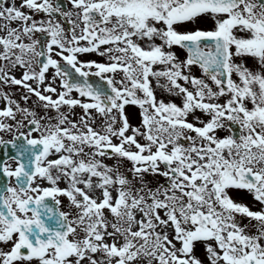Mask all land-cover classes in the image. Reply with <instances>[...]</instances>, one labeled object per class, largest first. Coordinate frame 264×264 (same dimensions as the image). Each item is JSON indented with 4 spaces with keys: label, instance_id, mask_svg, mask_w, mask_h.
Returning a JSON list of instances; mask_svg holds the SVG:
<instances>
[{
    "label": "snow or ice",
    "instance_id": "1",
    "mask_svg": "<svg viewBox=\"0 0 264 264\" xmlns=\"http://www.w3.org/2000/svg\"><path fill=\"white\" fill-rule=\"evenodd\" d=\"M0 102V264H264V0H0Z\"/></svg>",
    "mask_w": 264,
    "mask_h": 264
},
{
    "label": "rangeland",
    "instance_id": "2",
    "mask_svg": "<svg viewBox=\"0 0 264 264\" xmlns=\"http://www.w3.org/2000/svg\"><path fill=\"white\" fill-rule=\"evenodd\" d=\"M248 64H249V67H252V68H256L257 67V65L255 64V62L254 61H252V60H249V62H248ZM197 71H198V73H200V71L197 69ZM51 72V71H50ZM49 72V76H51V73ZM196 75L197 76H200L199 74H197L196 73ZM59 83V81H57V84ZM158 96L160 97V98H163V99H169V97L166 95V94H164V95H162L161 93H159L158 92ZM175 99V102L176 103H180V99L179 98H174ZM250 106V105H249ZM128 110L130 111H132V115H138V113H139V109L138 108H136V107H129L128 108ZM75 111H76V113H77V116H79V114H81V112H82V110L81 109H79V108H77V109H75ZM197 115H200L203 119H207V117H204L203 116V114L202 113H197ZM139 121H136V119H131V124L133 125V126H138L139 125V123H140V118H137ZM221 135H226L227 133L226 132H222V133H220ZM107 163H109V164H111L112 163V161H107ZM128 167H130V165H128ZM45 186H47L46 185V182H45ZM64 185L62 184L61 185V187H63ZM231 195H232V197H233V199L234 198H236L237 200H242L241 198L243 197V193L241 192V191H233L232 193H231ZM63 199H65L66 200V198H63ZM252 199V200H251ZM67 201V200H66ZM68 203V202H67ZM249 203H251L252 205H255L256 207H257V209H259L261 206L258 204V203H256L254 200H253V197L252 196H250V200H249ZM196 254L198 255V256H200L201 258H203L204 257V248H203V245H197V247H196Z\"/></svg>",
    "mask_w": 264,
    "mask_h": 264
},
{
    "label": "flooded vegetation",
    "instance_id": "3",
    "mask_svg": "<svg viewBox=\"0 0 264 264\" xmlns=\"http://www.w3.org/2000/svg\"><path fill=\"white\" fill-rule=\"evenodd\" d=\"M13 26H16L15 24L13 25ZM101 58L100 57H97L96 58V60H100ZM17 75H19V74H17ZM117 79H119V74L117 75ZM6 91H10L11 93H13L14 94V98H16L17 100H18V91H20V90H17V89H15V88H12V89H5ZM75 95H77L76 93H75ZM0 107H3V103L2 102H0ZM4 139L5 140H10V139H12V136L11 135H5L4 136ZM1 148H3V146L2 145H0V149ZM2 156V153H1V151H0V157ZM8 162L9 163H11L12 164V166H13V168H15V166H16V164H15V162H13V161H11L10 159L8 160ZM15 181L13 180V183H14ZM67 201L66 200H61V205H60V207H61V210L62 211H67L68 210V207H67ZM0 247H2V246H0ZM6 250V249H5Z\"/></svg>",
    "mask_w": 264,
    "mask_h": 264
},
{
    "label": "water",
    "instance_id": "4",
    "mask_svg": "<svg viewBox=\"0 0 264 264\" xmlns=\"http://www.w3.org/2000/svg\"><path fill=\"white\" fill-rule=\"evenodd\" d=\"M235 127V126H234Z\"/></svg>",
    "mask_w": 264,
    "mask_h": 264
}]
</instances>
